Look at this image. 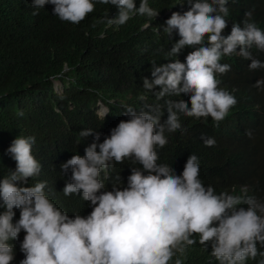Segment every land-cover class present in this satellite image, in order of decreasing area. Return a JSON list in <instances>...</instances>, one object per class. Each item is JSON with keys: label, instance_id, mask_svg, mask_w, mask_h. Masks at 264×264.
I'll use <instances>...</instances> for the list:
<instances>
[{"label": "clouds", "instance_id": "obj_1", "mask_svg": "<svg viewBox=\"0 0 264 264\" xmlns=\"http://www.w3.org/2000/svg\"><path fill=\"white\" fill-rule=\"evenodd\" d=\"M97 2L118 9L115 18H106L108 26H122L137 15L151 19L159 14L148 0H140L138 8L135 0ZM185 2L189 10L170 13L165 22L164 34L171 37L175 32L180 37L166 55L176 58L186 47L196 50L183 63L178 59L159 66L152 63L153 79L145 78L143 89L157 103L139 113L127 106L129 119L119 122L102 143L92 129L81 131L83 138L93 136V143L83 157L73 155L60 165L64 173L71 169L64 196L82 192V199L92 206L87 217L76 214L70 218L57 207L45 192L47 181L20 186L38 176L42 165L32 154L35 137L19 136L12 141L8 153L16 168L0 179V208L4 209L0 212V264H12L15 252L9 242L21 231L26 235L20 246L25 258L20 264H183L182 259L173 258L178 253L183 256L197 242L206 251L211 248L210 255L218 264H246L257 256L261 259L256 264H264V251L257 247L264 246V202L247 195L244 188L236 195L232 194L235 188L232 193H217L212 185L206 187L195 154L189 156L180 175L168 164L157 163V146L164 148L168 143L165 133L187 131L182 129L180 114L210 117L219 127L237 104L217 79V74L231 70V65L221 63L222 58L235 55L241 57L238 60H251L249 71L264 69V63L253 55V49L264 52V29L254 21L252 10L232 22L229 3L237 0H184L181 5ZM31 4L35 9L51 4L55 16L72 24H79L95 10L94 0H32ZM150 26L146 22L143 28ZM55 83L61 87L54 81V88ZM253 87L264 90V79ZM181 94L189 95L190 107L184 100L166 99ZM99 109L97 114L104 120L110 110L101 103ZM165 109L167 119L162 122ZM201 139L205 147L216 145L212 137ZM126 159L142 168H131L123 190L118 176L112 191H102L101 172L107 179L110 164ZM13 209H19L15 223Z\"/></svg>", "mask_w": 264, "mask_h": 264}, {"label": "trees", "instance_id": "obj_2", "mask_svg": "<svg viewBox=\"0 0 264 264\" xmlns=\"http://www.w3.org/2000/svg\"><path fill=\"white\" fill-rule=\"evenodd\" d=\"M31 2L0 0V179L16 168L8 153L12 141L19 136L35 137L32 154L42 168L38 176L20 186L47 181L45 192L57 207L67 211L70 218L76 214L87 217L92 206L82 199V192L64 196L63 189L71 182V169L64 173L60 165L73 155L83 157L85 148L93 143L94 137L83 138L81 131L92 129L102 143L119 122L129 119L125 115L127 106L139 113L157 103L152 93L143 89V80L153 79L152 63L159 66L174 62L170 59L183 63L196 50L186 47L176 58L166 55L180 37L175 32L171 37L164 34L165 22L170 13L183 14L189 5H181L184 0H148L149 6L159 12L156 18L137 15L117 27L106 23V18L118 15L111 4L94 0L95 10L79 24H72L55 16L53 5L35 9ZM135 3L138 8L140 0ZM229 5L232 22L252 10L254 21L264 29V0H237ZM146 22L151 26L144 29ZM253 55L264 63V52L253 49ZM236 57L222 58L221 63L231 65V70L217 74V79L221 80L220 87L236 97L237 104L219 127L210 117L196 119L180 114L182 129L187 131L165 133L168 143L164 148L157 146V163L168 164L180 175L189 156L195 154L206 187L212 185L217 193H232L235 188L232 194L236 195L244 188L247 195L264 202V90L253 87L264 79V69L249 71L251 60ZM54 81L61 83L60 92L54 88ZM166 99L184 100L191 106L189 95ZM100 103L110 110L104 120L97 114ZM161 119H167L166 109ZM202 136L214 138L216 145L205 147ZM132 167L142 168L129 159L112 162L107 179L101 172L105 183L102 191H112L118 176L120 190L127 187ZM13 211L15 223L19 209ZM25 235L21 231L9 242L15 252L12 264H20L25 258L20 247ZM193 238L198 241V237ZM257 247L264 251V246ZM210 252V247L206 251L197 242L173 261L180 258L183 264H218ZM259 259H249L246 264H256Z\"/></svg>", "mask_w": 264, "mask_h": 264}, {"label": "rangeland", "instance_id": "obj_3", "mask_svg": "<svg viewBox=\"0 0 264 264\" xmlns=\"http://www.w3.org/2000/svg\"><path fill=\"white\" fill-rule=\"evenodd\" d=\"M61 89V87L58 85V90H59V92H60V89ZM101 113V109H99V111H98V114H100ZM100 116V115H99Z\"/></svg>", "mask_w": 264, "mask_h": 264}, {"label": "water", "instance_id": "obj_4", "mask_svg": "<svg viewBox=\"0 0 264 264\" xmlns=\"http://www.w3.org/2000/svg\"><path fill=\"white\" fill-rule=\"evenodd\" d=\"M57 85H58V83H55V89H57Z\"/></svg>", "mask_w": 264, "mask_h": 264}]
</instances>
